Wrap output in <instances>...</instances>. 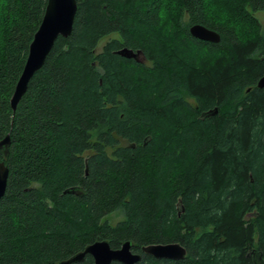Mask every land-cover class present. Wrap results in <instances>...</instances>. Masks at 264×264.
Here are the masks:
<instances>
[{"label": "trees", "instance_id": "obj_1", "mask_svg": "<svg viewBox=\"0 0 264 264\" xmlns=\"http://www.w3.org/2000/svg\"><path fill=\"white\" fill-rule=\"evenodd\" d=\"M46 1L0 0V264H57L97 239L130 241L135 264H264V0H219L227 14L212 0H76L12 111ZM169 242L185 257L141 250Z\"/></svg>", "mask_w": 264, "mask_h": 264}, {"label": "water", "instance_id": "obj_2", "mask_svg": "<svg viewBox=\"0 0 264 264\" xmlns=\"http://www.w3.org/2000/svg\"><path fill=\"white\" fill-rule=\"evenodd\" d=\"M77 9L76 0H47L41 22L35 31L29 44L28 54L23 69L16 81L13 93L10 98V107L15 111L18 102L24 95L31 77L43 66L44 61L50 52L58 36L67 37L72 31L74 17ZM191 36L210 42H218L219 34L201 24H193L189 27ZM117 54L125 58L138 59L141 51L123 47L116 51ZM139 61V60H137ZM257 87H264V75L257 81ZM216 112V109L213 111ZM10 145V136L7 134L0 139V150L6 156ZM8 167L0 160V198L3 196L8 177ZM142 252L155 258L182 259L186 251L178 242L157 243L142 247ZM88 254L93 258L94 264H111L119 262L122 264H135L141 258L137 252L131 249V242L125 241L119 248L112 249L107 240L97 239L89 243L85 248L57 264H71L80 262ZM260 261V257H254L255 264Z\"/></svg>", "mask_w": 264, "mask_h": 264}, {"label": "rangeland", "instance_id": "obj_3", "mask_svg": "<svg viewBox=\"0 0 264 264\" xmlns=\"http://www.w3.org/2000/svg\"><path fill=\"white\" fill-rule=\"evenodd\" d=\"M212 4L216 7H218L219 9L222 10L223 14H227L230 12V10H228V8L224 5H222V3L219 0H212ZM166 13H164L165 15ZM254 16L257 18V20L260 23V31L264 33V12L263 11H257L254 13ZM117 38L118 34L113 33L111 35H108L104 38H102L97 46H96V50L100 51L102 46L105 44V42L111 38ZM142 59V58H141ZM146 64H150V62H146ZM190 101H192L191 99H189ZM122 144H124V142H121ZM124 218L123 212L122 210H116L110 214H107L106 216H104L103 220H107L109 224L114 225L116 224L118 221L122 220Z\"/></svg>", "mask_w": 264, "mask_h": 264}, {"label": "flooded vegetation", "instance_id": "obj_4", "mask_svg": "<svg viewBox=\"0 0 264 264\" xmlns=\"http://www.w3.org/2000/svg\"><path fill=\"white\" fill-rule=\"evenodd\" d=\"M137 60H139L138 62L145 63V64L147 62L146 58L144 57V55L142 53H141V55L138 56V59Z\"/></svg>", "mask_w": 264, "mask_h": 264}]
</instances>
